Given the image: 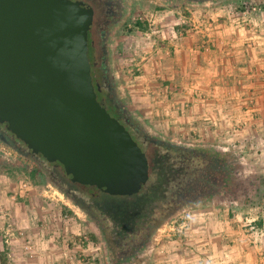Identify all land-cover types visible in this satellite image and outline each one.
Returning <instances> with one entry per match:
<instances>
[{
    "label": "crops",
    "instance_id": "crops-1",
    "mask_svg": "<svg viewBox=\"0 0 264 264\" xmlns=\"http://www.w3.org/2000/svg\"><path fill=\"white\" fill-rule=\"evenodd\" d=\"M227 2L188 18L160 16L153 42L142 32L123 37L131 53L122 52L112 69L142 127L229 153L235 182L250 188L232 200H219L224 192L183 208L134 257L114 264H264V11L245 16ZM43 202L54 208L45 216L58 219L60 205ZM0 213L7 264H103L93 242L65 246V225L56 232L49 223L47 236L25 240L1 205ZM77 226L72 232L81 234Z\"/></svg>",
    "mask_w": 264,
    "mask_h": 264
},
{
    "label": "water",
    "instance_id": "water-1",
    "mask_svg": "<svg viewBox=\"0 0 264 264\" xmlns=\"http://www.w3.org/2000/svg\"><path fill=\"white\" fill-rule=\"evenodd\" d=\"M92 19L75 0H0V122L31 154L60 163L71 183L131 197L148 185L149 164L97 99L88 60Z\"/></svg>",
    "mask_w": 264,
    "mask_h": 264
},
{
    "label": "rangeland",
    "instance_id": "rangeland-1",
    "mask_svg": "<svg viewBox=\"0 0 264 264\" xmlns=\"http://www.w3.org/2000/svg\"><path fill=\"white\" fill-rule=\"evenodd\" d=\"M122 1L125 4L126 10L121 23L113 29V31L115 32L114 38H111V40L109 41L107 60L105 63L107 68L106 72L111 79V85L114 89V98L116 99V102L119 103V105L123 108L132 123H134L135 125L137 123L140 127H142L139 123V120L136 118V116L133 115V107L128 106V103H126V98L123 97L122 90L115 80L114 70L112 69V63H114L115 66L117 65V63H119L118 57H122V52L127 51L131 53V47H128L127 50H124L126 48V40H123V37H134L138 39V35L136 33L142 32L141 36H145L147 42H153L155 40L154 35H156L157 33V30L154 29V22L156 20H159L160 16L166 15L167 17H170L173 15V13H175L176 16H182L186 18L190 17L191 14H196L195 16H197L198 14L205 13L202 12L203 9L217 8L222 0H212L208 2L173 0L172 3L161 2L159 0ZM226 1L228 2L225 4H230V7L228 6V8L232 12L244 11L246 9V6L248 7L251 5V2L252 4H256L257 6H259L261 11H264V7L262 4L263 2H261V0ZM137 22L145 25V28L137 29ZM144 32H146L147 35L143 34ZM118 51H120L119 55ZM97 61L100 62L99 59ZM97 71L98 74H100L99 69ZM101 88L103 87L101 86ZM108 107V109L106 108L107 112L110 114V116L117 119V115L114 114L111 110L112 105L110 103H108ZM126 129L130 133L133 140L138 144V146L149 156L151 155L150 153H152L149 144L153 141L156 142V140H160L170 144H176L184 148H211L214 150L212 152L219 153V155L225 157L228 164L230 165H228V167L232 173L231 177L233 179L232 183L231 181H229V184L231 183L230 185L224 187V189L220 191V193L226 192L227 195H222L221 199L219 198V200H232L238 194V192L248 191L250 188V184L248 182H235L234 175L236 166L233 164V156H231L229 153L224 154L222 153V151H219L218 149L215 150L212 147L190 146L184 140H182L183 142H179L173 139L169 134L165 135L152 133L151 131H149V129H146L144 127H142V133L145 136V139H142V137H140L136 140L132 132L128 128ZM155 153V158L159 160L158 167L160 169V179L157 178V173L159 172L158 167L156 169V173H151L149 171V183L144 191H142L143 194L139 199L142 201V203H140L138 199L134 200L133 197L122 198L111 196L92 186H84L78 184L76 187V185L73 184L69 185L71 186L72 192H74L77 197L82 199V201H84L86 205L90 206V214H85L73 202L63 196V194L58 191L49 180H47L45 177H42L39 168L36 167V165L32 161L20 157L11 149L5 147L4 145H0V205L2 206L3 212L6 213L7 218L8 213L11 214L9 217L10 222H12L13 220L15 224L21 227L23 236H25V240H28L29 238H35L36 240L37 238H44L45 236H47L46 234H48L49 232L46 233L44 232V230L48 228L47 225L49 223L51 224V227L52 225L53 227H55L56 232H60L61 227L65 225V237L69 239L65 245L67 248L72 249L73 247H75L73 245L74 243L85 245L87 241H90L93 242L94 246L97 248V257L99 263L102 260V263L105 264V258L113 262V264L114 262H123L122 259H115L111 250L107 248L108 246L106 245V242L103 238V234L99 230L96 219L98 218L102 220L100 221V223L103 222V226L105 227L104 233L107 235V237L110 238L113 236L112 231L115 228L108 215L111 208L125 206L126 208H130L134 212V214H139V211L141 209L143 211V214H146L151 208V202L157 205L160 204V206H158V209H160L164 206L163 204L171 197L172 194L174 196V192L176 190L173 183V168L177 167L179 161L178 155H176L173 151L166 152L161 148L157 149ZM42 164L49 168L50 171H53V167L50 165V163L48 164L46 162H43ZM262 172L264 173V168H262ZM178 179H175V181ZM216 183L218 185V182ZM149 187L155 188L156 197L153 196L154 200H151L152 195H150L149 193H151L152 191L151 189H149ZM211 197H213V195L200 197L196 201L194 200L187 203V205H184V207H182L180 210L186 207L193 206L197 202L199 203L200 201H204L205 199H209ZM121 199L125 200L120 201ZM43 200L48 201L49 203H58L60 205V209L62 208L63 210V208L65 207L67 211H63L61 215L60 209H56L57 211L59 210V212L55 211V214L58 213V219L57 217L54 218L53 215L48 218V216H45L46 212H50V214H52V209L54 208H51V210L48 211L47 205L43 202ZM137 201H139V204H136ZM43 206L44 210L43 208H41ZM12 215L13 218H11ZM172 217H170L163 225L173 221ZM24 221H27V223L29 224L27 226H23L25 223ZM246 222L251 223L250 220ZM5 224L7 225L8 223ZM79 224L85 230L82 231L81 234L73 233L72 231L76 230L78 228L77 225ZM36 232L38 234H36ZM148 242L150 241L144 242V245ZM42 243L45 242L42 241ZM120 253H122V256L128 255V251L126 250H123L122 252L120 251ZM129 258L126 260H129Z\"/></svg>",
    "mask_w": 264,
    "mask_h": 264
},
{
    "label": "flooded vegetation",
    "instance_id": "flooded-vegetation-1",
    "mask_svg": "<svg viewBox=\"0 0 264 264\" xmlns=\"http://www.w3.org/2000/svg\"><path fill=\"white\" fill-rule=\"evenodd\" d=\"M77 2L82 3L87 6L93 13V19L91 24V29L89 31V47H88V60L91 64V75L93 77V81L96 85H99V91L97 92V99L101 103V105L105 108L108 107V103L112 105L111 110L114 114L117 115V120L123 124L126 128H128L132 133L137 130H140L130 118L126 115L123 108L116 102L114 98V89L111 85V79L107 75L106 68V60L108 53L109 41L115 34L113 29L117 27L125 13V4L122 0H75ZM161 2H169L172 3L173 0H159ZM187 1H204L208 2L210 0H187ZM212 1V0H211ZM99 59L100 62L97 60ZM100 74H98V70ZM103 88H101V86ZM138 128V129H137ZM142 139H145L143 133H140ZM0 145H4L5 147L11 149L20 157L28 159L32 161L36 167L39 168L42 177H45L49 180L52 185L60 191L63 196H65L68 200L73 202L76 206L78 204L85 208L90 214V206L86 205L82 199L77 197L74 192L71 190V183L65 176L63 167L60 163H50L53 167V171H50L43 162L48 163L43 158H39L35 154H31L26 145L21 142L18 138H16L11 132L7 129L6 123L0 122ZM42 162V163H41ZM49 164V163H48ZM200 176V175H199ZM67 182V185H66ZM216 178H210L207 174L201 175L200 179H196L191 182L185 183L183 187H178L177 193L173 194L171 197L165 202V205L157 209L154 214L156 215L152 221L149 222L148 228H145L144 234L146 236L147 241L149 240V235L152 230L159 225V223L164 220L165 216L172 212L174 209H177L183 205H187V203L191 201H196L200 197L207 196L211 193V191L215 190L216 186ZM67 187V188H66ZM147 187V186H146ZM156 212H159L156 213ZM158 214V215H157ZM172 217V216H171Z\"/></svg>",
    "mask_w": 264,
    "mask_h": 264
},
{
    "label": "trees",
    "instance_id": "trees-1",
    "mask_svg": "<svg viewBox=\"0 0 264 264\" xmlns=\"http://www.w3.org/2000/svg\"><path fill=\"white\" fill-rule=\"evenodd\" d=\"M144 26L145 25L141 24L140 22L136 23L137 29H144ZM136 126L139 129H142V127H140L137 123ZM142 132L143 129L139 130L138 132L136 130L132 134L137 140L141 137L140 133ZM149 146L153 155L152 153H150L151 155L149 156L146 152L145 154L149 164V171L151 173H156V169L158 167L159 160L155 158V152L157 149L161 148L166 152L173 151L176 155H178L179 161L177 167L173 168V183L176 186H174L176 191L178 187H183L185 183L200 179L202 174H207L211 179L216 178V182H218V185L215 190L211 191V193L208 194L209 196H214L220 193V191L224 189V187L232 183V173L228 167L229 164L227 160L225 159V157L219 155V153L212 152L214 150L211 148H184L182 146L170 144L160 140H156V142H151ZM158 171L159 172L157 173V178L160 179L159 167ZM175 179L178 180L175 181ZM229 181H231L230 184ZM153 187H149V189H151L152 191L151 193H149L150 195H152L151 200H154V197H156L155 188ZM144 189H142L138 194L131 196V198L133 197L134 200H139L140 196L143 194L142 191H144ZM176 191L174 192V195L177 193ZM123 200L125 199H121L120 201ZM139 201L140 203H142L141 200ZM139 201H137L136 204H139ZM163 205H165V203ZM158 206H160V204L157 205L151 202V208L146 214H143L142 209L139 211V214H134V212L130 208H126L125 206L111 208L108 215L110 217V221L112 222L115 228L112 231L113 236L110 238L107 237V235L104 233L105 227L103 226V222L100 223V221L102 220L96 217L97 225L99 227L100 232L103 234V238L106 242V245L108 246L107 248L111 250L115 259L126 260L129 257H134L135 253L138 252L142 246H144V242L147 241L146 236L144 234V230L145 228H148L149 222L152 221V219L156 216L154 212L158 209ZM63 211L66 212L67 209H65L64 207ZM250 228L255 231V227L252 223L250 224ZM123 250L128 251V255L122 256V253H120V251L122 252ZM6 257L7 256H5L4 253L1 254L0 264H7Z\"/></svg>",
    "mask_w": 264,
    "mask_h": 264
},
{
    "label": "built area",
    "instance_id": "built-area-1",
    "mask_svg": "<svg viewBox=\"0 0 264 264\" xmlns=\"http://www.w3.org/2000/svg\"><path fill=\"white\" fill-rule=\"evenodd\" d=\"M246 10V11H245ZM244 10L243 14L246 16L247 13H258L261 11V9L259 8V6H257L256 4H251L250 6L246 7V9ZM207 25H210V22H207V20L205 21ZM19 236H22V234L19 233Z\"/></svg>",
    "mask_w": 264,
    "mask_h": 264
},
{
    "label": "clouds",
    "instance_id": "clouds-1",
    "mask_svg": "<svg viewBox=\"0 0 264 264\" xmlns=\"http://www.w3.org/2000/svg\"><path fill=\"white\" fill-rule=\"evenodd\" d=\"M174 216V215H173Z\"/></svg>",
    "mask_w": 264,
    "mask_h": 264
}]
</instances>
